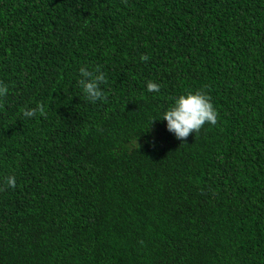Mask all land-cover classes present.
Returning <instances> with one entry per match:
<instances>
[{
  "label": "trees",
  "instance_id": "obj_1",
  "mask_svg": "<svg viewBox=\"0 0 264 264\" xmlns=\"http://www.w3.org/2000/svg\"><path fill=\"white\" fill-rule=\"evenodd\" d=\"M0 83V264H264V0H0Z\"/></svg>",
  "mask_w": 264,
  "mask_h": 264
},
{
  "label": "clouds",
  "instance_id": "obj_2",
  "mask_svg": "<svg viewBox=\"0 0 264 264\" xmlns=\"http://www.w3.org/2000/svg\"><path fill=\"white\" fill-rule=\"evenodd\" d=\"M146 59V57H144ZM85 76L89 75L84 68L80 69ZM103 75L96 79H103ZM148 91H158L159 85L155 82H148ZM9 89L4 83H0V101H2ZM83 91L86 97L91 101H96L97 98L102 99L103 94L97 87L96 80L86 81L83 84ZM36 111L41 115L44 114L42 106L37 105L36 108H29L23 111L25 117H32ZM162 119L167 122L166 127L169 132H173L177 138L187 137L193 130L197 131L205 122L215 124L217 120L216 110L211 103L209 97L197 90L181 94L174 99L173 104L163 112ZM6 184L10 187H15L16 180L14 176L6 178Z\"/></svg>",
  "mask_w": 264,
  "mask_h": 264
}]
</instances>
